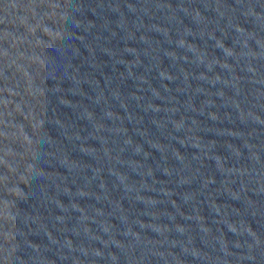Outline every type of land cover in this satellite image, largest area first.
Instances as JSON below:
<instances>
[{"label":"water","instance_id":"1","mask_svg":"<svg viewBox=\"0 0 264 264\" xmlns=\"http://www.w3.org/2000/svg\"><path fill=\"white\" fill-rule=\"evenodd\" d=\"M0 264H264V0H0Z\"/></svg>","mask_w":264,"mask_h":264}]
</instances>
